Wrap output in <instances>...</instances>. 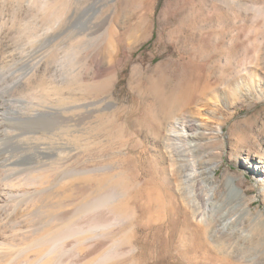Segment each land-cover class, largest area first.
I'll use <instances>...</instances> for the list:
<instances>
[{
    "label": "rangeland",
    "instance_id": "374dc122",
    "mask_svg": "<svg viewBox=\"0 0 264 264\" xmlns=\"http://www.w3.org/2000/svg\"><path fill=\"white\" fill-rule=\"evenodd\" d=\"M183 113L214 137L196 158L241 175L232 247L176 188L162 139ZM5 175L0 264L66 226L51 264H264V0H0Z\"/></svg>",
    "mask_w": 264,
    "mask_h": 264
},
{
    "label": "bare ground",
    "instance_id": "6f19581e",
    "mask_svg": "<svg viewBox=\"0 0 264 264\" xmlns=\"http://www.w3.org/2000/svg\"><path fill=\"white\" fill-rule=\"evenodd\" d=\"M203 76L207 78V74ZM204 125H206L204 122H198L197 119L190 115L184 113L176 114L173 120L167 124V133L165 138L162 139V141L165 140L163 141V149L165 148V153L169 158L171 167H173L172 172L176 176V188L179 191V196L190 208L197 221L203 224L204 229L209 233L211 244L215 247H232L231 245L238 243L240 238V234L238 235L237 231L234 230L235 223L239 219L251 215L250 202L241 183V175L229 173L218 179L214 176V170L217 166L216 162L210 163L208 159H204L205 156L196 158L197 151L203 150L208 141L214 138L206 128L207 125ZM10 179L11 177L8 175L3 176L1 179L3 183L0 184V196L8 194L7 185L20 187V183L15 182L19 184L15 185L14 181ZM26 183L28 185V182ZM221 186L224 187V190L221 189ZM200 208L203 209L200 211ZM256 218L255 220H257ZM50 224L52 223L50 222ZM79 230L80 228L66 226L65 229L58 231V233L56 232L54 236H51L47 231L41 235L36 233V235L31 237H25V233V238L22 242L23 248L26 250L31 249V251L33 250L32 248L37 250L39 254L33 259V261L36 259V264L40 262L51 264L55 259L52 257H55L54 250L57 244L65 239L68 241L67 238H72L71 236L76 235V232L79 234ZM245 236L246 239H252L251 235ZM18 246H20L19 243ZM38 248H41V250ZM8 250L10 251L9 247ZM37 252L35 251L34 253ZM55 262L59 263V260Z\"/></svg>",
    "mask_w": 264,
    "mask_h": 264
}]
</instances>
